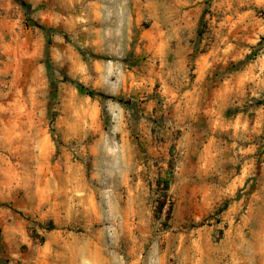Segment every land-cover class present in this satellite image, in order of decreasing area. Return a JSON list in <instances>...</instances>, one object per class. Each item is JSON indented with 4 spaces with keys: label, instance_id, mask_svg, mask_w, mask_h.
<instances>
[{
    "label": "rangeland",
    "instance_id": "rangeland-1",
    "mask_svg": "<svg viewBox=\"0 0 264 264\" xmlns=\"http://www.w3.org/2000/svg\"><path fill=\"white\" fill-rule=\"evenodd\" d=\"M0 264H264V0H0Z\"/></svg>",
    "mask_w": 264,
    "mask_h": 264
},
{
    "label": "trees",
    "instance_id": "trees-1",
    "mask_svg": "<svg viewBox=\"0 0 264 264\" xmlns=\"http://www.w3.org/2000/svg\"><path fill=\"white\" fill-rule=\"evenodd\" d=\"M40 28H42L43 29V27H40ZM77 86L79 87V89L82 91V92H84L85 94H87V95H89V96H91V97H93L94 95H95V92L94 91H89L84 85H82V84H77ZM168 183H166V188H168ZM54 228V226L52 225V227H51V229H53Z\"/></svg>",
    "mask_w": 264,
    "mask_h": 264
}]
</instances>
